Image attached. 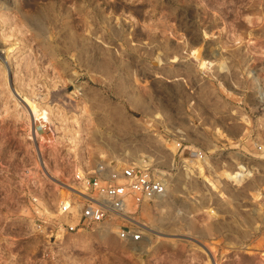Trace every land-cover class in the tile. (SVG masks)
Wrapping results in <instances>:
<instances>
[{"label":"rangeland","instance_id":"rangeland-1","mask_svg":"<svg viewBox=\"0 0 264 264\" xmlns=\"http://www.w3.org/2000/svg\"><path fill=\"white\" fill-rule=\"evenodd\" d=\"M259 87L264 0H0V186L36 166L37 141L54 178L111 160L166 182L161 200L129 206L141 241L110 221L55 247L15 225L0 264H264ZM25 95L52 128L35 141Z\"/></svg>","mask_w":264,"mask_h":264},{"label":"built area","instance_id":"built-area-1","mask_svg":"<svg viewBox=\"0 0 264 264\" xmlns=\"http://www.w3.org/2000/svg\"><path fill=\"white\" fill-rule=\"evenodd\" d=\"M37 128L46 130V134L52 132L51 125ZM33 151L36 166L28 167L22 177L12 175L0 186L1 195L8 201L0 206L4 213L0 222L3 234L0 245L17 242L19 237L13 235L15 225H27L29 234L38 236L48 246L57 247L64 243L67 235L110 221L120 239L130 242L143 239V228L131 219L129 206L136 211L145 203L161 200L166 193L162 176L134 162L125 161L115 166L111 160H98L94 164L76 163L67 182L48 173L38 141ZM40 179L57 185L59 192L55 200L50 196L55 190L46 181L40 186ZM15 209L17 214L12 212Z\"/></svg>","mask_w":264,"mask_h":264},{"label":"bare ground","instance_id":"bare-ground-1","mask_svg":"<svg viewBox=\"0 0 264 264\" xmlns=\"http://www.w3.org/2000/svg\"><path fill=\"white\" fill-rule=\"evenodd\" d=\"M259 89L261 90L260 93H263L262 97H263V103H264V90H263L262 87H259ZM17 99H19V101H21L23 103V107H24V110L26 111V115H27L26 119H28L27 121H29V124H30V127H31V133L32 134H31L30 137L33 139V141H35L37 139V136H38V128H37L38 125H40L42 127V126H46V125H48L50 123L49 116L47 115L48 114L47 113L48 110H45V108L41 107L39 104L36 103V101L34 99L30 98L29 96L25 95L24 97H19V98L17 97ZM49 110H53V111H57V112L61 111V109L57 105L51 106ZM72 119L73 118H71V120ZM74 119L78 121L77 118H74ZM65 120L66 119H64V121ZM75 120H74V122H75ZM60 121H62V118H61ZM77 124H79V123L77 122ZM131 219L133 221H135L136 223L140 224L138 221L134 220V218H131ZM140 225L144 226V224H140ZM80 237H81L82 240L85 238L83 234L80 235L78 237V239H80Z\"/></svg>","mask_w":264,"mask_h":264},{"label":"crops","instance_id":"crops-1","mask_svg":"<svg viewBox=\"0 0 264 264\" xmlns=\"http://www.w3.org/2000/svg\"><path fill=\"white\" fill-rule=\"evenodd\" d=\"M108 139H109V138H107V137L105 136V140H107V141H106V144H104V143H97V142H94V143L92 144L93 151L95 150V153H96V154L99 153L100 151H102V152H104L105 154L109 155L110 148H109L108 144H109V141H110V140H108ZM67 148H70V149H71V147H67ZM80 150H81L82 153H83V152H85L86 148H85V147H81ZM3 215H4V213H2V212L0 211V222H1L2 218H3Z\"/></svg>","mask_w":264,"mask_h":264}]
</instances>
